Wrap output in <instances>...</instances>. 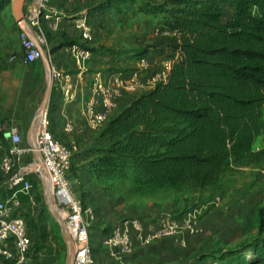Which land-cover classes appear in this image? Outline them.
<instances>
[{"label":"trees","instance_id":"obj_1","mask_svg":"<svg viewBox=\"0 0 264 264\" xmlns=\"http://www.w3.org/2000/svg\"><path fill=\"white\" fill-rule=\"evenodd\" d=\"M138 1L141 12L160 16L161 27L152 40L136 43L133 56L165 45L172 64L165 80L99 128L91 173L119 176L142 193L219 188L231 167L264 161V150L253 149L264 130V0ZM224 5L233 9L225 20ZM71 172L79 184L72 165ZM257 230L200 257L211 264H264L261 216Z\"/></svg>","mask_w":264,"mask_h":264},{"label":"crops","instance_id":"obj_2","mask_svg":"<svg viewBox=\"0 0 264 264\" xmlns=\"http://www.w3.org/2000/svg\"><path fill=\"white\" fill-rule=\"evenodd\" d=\"M28 2L26 1L25 4ZM50 4L54 12L49 21H56L57 28H50L49 21L42 23L46 41L44 45H40V48L49 64L52 63L71 75L72 81L77 85L78 94L73 102L66 103L51 81L47 100L50 109L49 128L64 144L75 146L76 150L72 158L74 169V166L76 168V164L81 162L82 153H79L88 148L94 136L101 130L91 128L83 114L84 100L91 95L94 73L101 72L108 88H112L117 79L123 83L121 94L115 98L116 107L110 115L111 119L134 98L153 88L154 84L149 80V76L170 56L171 51L164 45L151 49L141 58L133 56L137 44L132 36L140 34L141 27L129 24L127 28L124 25L127 20L134 16L148 19L150 22L156 20L154 29L157 33L161 27L160 16L153 19L154 17L141 12L142 4L138 0H51ZM224 8L230 12L233 10L228 5H224ZM83 9L88 11L92 26V34L88 39L82 38L81 27L71 19V16L77 15ZM23 10H26V6ZM3 26L6 27L7 33L12 31L18 38V31L21 28L12 18L8 3L0 4V122L14 121L18 125L22 143L28 144L33 138L35 117L43 98L36 96L34 101L31 99L30 104H26V92L29 90L30 80L24 73L25 64L18 58H13L14 55L18 57L21 54V47L7 46L4 35L6 32L1 30ZM28 31L31 35H36L34 30ZM111 31L110 37L103 34ZM71 41L72 43L68 44ZM75 46L88 51V56L84 57L80 51L74 49ZM142 58L147 62L145 66L139 65V60ZM26 68L29 69L30 66ZM41 72L40 77L34 78L36 82L38 81L36 87L39 91L44 85V79L46 88L49 85L46 68L43 67ZM67 123L74 126L73 132L65 130ZM9 145V133L0 129L1 150H5ZM72 178L74 190L80 194L77 178L73 175ZM30 180L32 189L29 194L20 195L21 204L18 209L32 239L29 254L33 264H63L66 244L61 227L59 226L58 230L52 221L43 219L42 210L48 205L45 199L44 179L42 176L32 174ZM5 182V177L0 173V199H5L9 195ZM51 194L53 203L58 204L57 193ZM61 206L63 208L65 205ZM205 213L200 223L202 232L196 235L184 232L182 234L184 244L180 243L179 237L162 238L148 245L135 241L129 253L119 259L114 258L113 261L102 244L103 233L95 236V232L89 229L95 244L93 245L95 261L97 264H211L208 257L201 258L200 255H210L216 250L215 240L225 239L228 227L220 226L218 223L211 226L208 222L209 216L205 217ZM139 218L144 223L146 231H151L157 226L156 217L139 216ZM9 248L15 257L17 255L15 248L12 245ZM9 263L11 264V261ZM9 263L0 260V264Z\"/></svg>","mask_w":264,"mask_h":264},{"label":"built area","instance_id":"obj_3","mask_svg":"<svg viewBox=\"0 0 264 264\" xmlns=\"http://www.w3.org/2000/svg\"><path fill=\"white\" fill-rule=\"evenodd\" d=\"M26 1H29L27 4ZM51 0H25L26 10H23L27 28L18 31V40L21 54L13 56L24 64H31L43 58L40 48L46 41L42 23L49 21L54 9ZM23 6V7H24ZM88 11L83 9L77 15L71 16L72 21L82 29V38L88 39L92 34ZM50 28H57L56 21H49ZM28 30H34L35 36ZM85 57L88 51L74 47ZM147 62L142 58L140 66ZM172 64V58H166L150 74L149 80L155 84L166 79ZM51 81L58 90L61 99L70 103L78 94L77 85L72 81L71 75L56 65L49 64ZM123 83L120 79L115 81L112 88L106 87L101 72H95L91 82V95L84 100L83 114L87 124L93 129H99L110 118L116 107L115 98L121 94ZM133 87V86H131ZM129 87V88H131ZM0 129L9 133L10 145L0 148V173L6 179L9 195L0 199V259L11 264H33L29 254L32 243L27 232L26 223L19 215L20 195H27L32 189L30 176L46 175L53 194L57 193V206L65 205L62 209V221L72 243V257L70 264H97L94 258V247L89 234V222L94 217L92 206L84 204L79 193L74 190L71 173L72 157L75 152L74 145H66L58 139L49 128V106L39 115L35 124L33 138L30 143L23 144L18 125L11 120L0 122ZM65 130L74 131L70 123ZM211 203L215 201L194 205L179 216L166 213L158 218L157 226L146 231L144 223L139 217H125L103 233L102 244L116 259L129 253L135 241L142 244H151L159 239L179 237L184 244L182 234H200L202 227L200 216ZM12 245L17 255L13 257L10 250ZM15 258L13 261L12 259ZM10 264V263H9Z\"/></svg>","mask_w":264,"mask_h":264},{"label":"rangeland","instance_id":"obj_4","mask_svg":"<svg viewBox=\"0 0 264 264\" xmlns=\"http://www.w3.org/2000/svg\"><path fill=\"white\" fill-rule=\"evenodd\" d=\"M6 1L0 0V4L7 3ZM230 15L231 12L223 8V19L229 18ZM152 21L150 22L148 19L134 16L129 21L127 20V23L124 25L127 28L129 24H136L141 27L140 34L132 36L140 46L159 35V32L157 34L156 29H154V22L156 20ZM42 26L44 28V24ZM1 30L5 33L6 27L3 26ZM103 34L110 37L112 36V31ZM4 35L6 36L8 47H20L18 38L17 36L15 37L12 31L6 32ZM26 66H30V68L27 69ZM43 67L46 68L44 59L34 64H25L24 73L30 80V84L28 85L29 90L26 92L27 105L30 104L31 99L34 101L36 96L44 99L50 91L49 85L46 88L45 79L40 91L36 87L38 81L36 82L34 78L41 76ZM47 80H50L48 83L51 82L50 73ZM93 140L88 148L83 149L79 153H82L80 157L81 162L76 164V168L74 166V171L79 178L78 185H80L81 194L84 196L85 201L95 209L94 217L89 222V229L95 232V236H100V233H103L106 227L119 222L125 217L145 216L147 218H159L166 213L179 216L194 205H202L215 201L216 197L219 198V203L207 205L208 207L199 219L201 223V219L206 212L205 217L206 215L209 216L208 222L211 223V226L218 223L220 226L224 225L228 227L227 237L222 240L220 238L216 239V246L214 248L216 250H213L211 253L217 254L221 250L232 248L238 243L253 238L258 231L259 216L262 217L264 223V161L248 166L231 167L222 178L219 188L213 187L200 191L188 187L180 190L163 188L142 193L131 190V184L123 182L119 176L96 178L92 175L90 161L94 145ZM253 149L256 151L264 150V130L255 140ZM51 193H53L52 190ZM261 208L263 212L259 211ZM62 210L60 206H57L51 200V205H46L42 210L43 219L52 221L53 225L59 230L60 223H63ZM262 233L264 234V231ZM89 234L91 238V233L89 232ZM67 239L72 254V243L69 238ZM91 242L93 244L92 238ZM93 245L95 246V244ZM108 253L113 261L115 257L109 251ZM65 259L66 250L62 259L63 264H65ZM0 260L3 261L2 259Z\"/></svg>","mask_w":264,"mask_h":264},{"label":"water","instance_id":"obj_5","mask_svg":"<svg viewBox=\"0 0 264 264\" xmlns=\"http://www.w3.org/2000/svg\"><path fill=\"white\" fill-rule=\"evenodd\" d=\"M24 3H25V0H9V7H10L11 16L14 19V21L19 25V27L21 29L27 28V23L24 20V13H23ZM42 59H44V61L46 63V71L48 72V69H49V61H48V59L46 57H44ZM47 64H48V67H47ZM48 78H49V72H48ZM48 81H50V80H48ZM50 83H48L49 84V87H50ZM48 95H49V92H48ZM48 95L45 96V98L43 99V101H42V103H41V105H40V107H39V109L37 111V115L35 117V121L36 122H37V119H38L39 115L44 111V109L48 105V101H47L48 100ZM43 179H44V183H45V181L47 180L46 175L43 177ZM47 182L49 184V181L48 180H47ZM49 188H50V184H49ZM44 192H45V199H46L47 204L49 206V205H51V200H52V197H51V189H50V191H48L47 188H46V185H44ZM55 218L58 219L57 217H55ZM61 223H60L61 232H62V236H63L64 241H65V244H66V259H65V264H70L72 254L70 252L69 242H68V239H67V236H66V233L67 232H66L64 223H62V224Z\"/></svg>","mask_w":264,"mask_h":264},{"label":"bare ground","instance_id":"obj_6","mask_svg":"<svg viewBox=\"0 0 264 264\" xmlns=\"http://www.w3.org/2000/svg\"><path fill=\"white\" fill-rule=\"evenodd\" d=\"M45 185H46L47 190L50 191L49 184H48L47 180L45 181ZM66 236H67V238H69V240L71 241V239H70L68 233H66Z\"/></svg>","mask_w":264,"mask_h":264}]
</instances>
